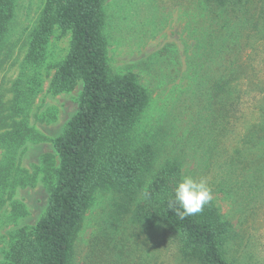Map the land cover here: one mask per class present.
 I'll return each mask as SVG.
<instances>
[{"label":"rangeland","instance_id":"rangeland-1","mask_svg":"<svg viewBox=\"0 0 264 264\" xmlns=\"http://www.w3.org/2000/svg\"><path fill=\"white\" fill-rule=\"evenodd\" d=\"M44 1L12 0V17L0 36V264H14L12 245L46 208L58 165L52 140L76 112L81 90V83L68 93L49 90L69 50V32L56 28L42 61L25 62ZM103 13L110 72L133 74L148 93L128 146L148 153L151 164L131 196L96 188L73 264H182L162 240L161 227L143 230L131 221L150 181L168 162L179 165V180L209 178L212 188L222 177L224 188L212 191L211 203L242 237L246 264H264V204L247 200L256 167L223 153L225 143H242L220 129L202 90L209 79L237 83L229 97H239L243 125L253 110L264 108V0H233L227 7L207 0H103ZM238 254L233 260L240 263Z\"/></svg>","mask_w":264,"mask_h":264},{"label":"trees","instance_id":"trees-1","mask_svg":"<svg viewBox=\"0 0 264 264\" xmlns=\"http://www.w3.org/2000/svg\"><path fill=\"white\" fill-rule=\"evenodd\" d=\"M207 1L220 7L233 3ZM12 9V0H0V36L7 30ZM103 27V0H45L31 33L25 62L35 66L42 61L53 31L58 28L69 32V50L57 65L49 90L52 95L68 93L78 83L81 90L76 112L52 140L58 165L46 208L35 225L29 231H21L12 245L14 264H73L75 241L96 188L109 187L131 196L150 168L149 154L132 152L128 146L129 133L149 103L148 93L133 74L110 72ZM229 81L209 79L202 90L220 129L235 143H242L240 148L225 143V147L221 146L223 153L233 155L230 161L256 167L254 181L248 184L247 200L252 206L264 204V108L253 110L243 125V117L238 115L240 99L229 97L238 85L232 86ZM233 110L236 114L232 123ZM179 173L176 162L166 163L156 173L145 200L132 215V223L143 230L161 227L165 236L162 240L174 248L182 264H246L242 237L223 221L211 201L201 212L184 219L168 209ZM216 188H224L222 177L214 180L211 193ZM236 253L242 256V262L233 260Z\"/></svg>","mask_w":264,"mask_h":264},{"label":"clouds","instance_id":"clouds-1","mask_svg":"<svg viewBox=\"0 0 264 264\" xmlns=\"http://www.w3.org/2000/svg\"><path fill=\"white\" fill-rule=\"evenodd\" d=\"M211 201V190L204 179L182 177L175 185L168 201V209L184 219L198 214Z\"/></svg>","mask_w":264,"mask_h":264}]
</instances>
